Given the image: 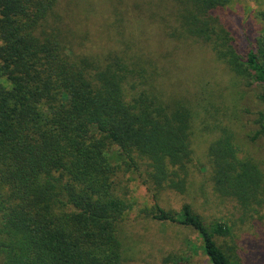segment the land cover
Segmentation results:
<instances>
[{
  "label": "trees",
  "instance_id": "trees-1",
  "mask_svg": "<svg viewBox=\"0 0 264 264\" xmlns=\"http://www.w3.org/2000/svg\"><path fill=\"white\" fill-rule=\"evenodd\" d=\"M204 1L192 5L209 14L214 6ZM57 4L0 0L3 264H126L119 234L133 205L119 176L140 171L141 162L143 184L155 198L150 218L195 232L209 264H238L215 241L227 234L224 225H206L189 204L176 212L157 200L162 191H184L190 107L147 97V90L131 85L135 70L124 59L74 54L49 24ZM257 17L264 23V10ZM242 35V57L232 36L220 58L264 88V32L245 27ZM259 125L255 135L264 136L262 115ZM216 154L218 193L246 210L264 208V173L256 162L238 158L228 143Z\"/></svg>",
  "mask_w": 264,
  "mask_h": 264
},
{
  "label": "rangeland",
  "instance_id": "rangeland-1",
  "mask_svg": "<svg viewBox=\"0 0 264 264\" xmlns=\"http://www.w3.org/2000/svg\"><path fill=\"white\" fill-rule=\"evenodd\" d=\"M204 2L214 6L209 14L192 0H58L49 24L78 56L124 59L135 70L131 85L147 90V97L190 107L184 191L165 190L157 200L176 212L189 204L206 225H224L227 234L215 241L234 263L264 264V208L246 210L218 193L212 163L214 151L228 143L238 158L253 159L264 173V136L255 135L261 115L264 119V88L238 76L219 55L228 51L221 47L233 36L242 57L245 27L264 32L257 17L264 0ZM141 163L140 171L119 176L133 205L119 234L126 264H209L195 232L150 218L155 198L143 184Z\"/></svg>",
  "mask_w": 264,
  "mask_h": 264
}]
</instances>
